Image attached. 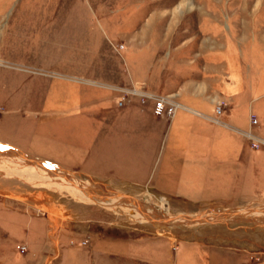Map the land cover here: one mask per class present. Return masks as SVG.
<instances>
[{
    "label": "rangeland",
    "instance_id": "rangeland-1",
    "mask_svg": "<svg viewBox=\"0 0 264 264\" xmlns=\"http://www.w3.org/2000/svg\"><path fill=\"white\" fill-rule=\"evenodd\" d=\"M134 89L212 119L156 115ZM127 106L144 113L143 124L128 114L126 132L146 140L94 151L93 134L124 132L117 112ZM0 143L161 218L31 184L0 159V264H264V215L254 213L264 207V0H0ZM172 150L201 151L195 189L176 187L179 167L164 168ZM125 151H145L144 169L154 163L148 187L164 176L193 193L80 173L112 172ZM181 216L212 223L173 222Z\"/></svg>",
    "mask_w": 264,
    "mask_h": 264
},
{
    "label": "crops",
    "instance_id": "crops-1",
    "mask_svg": "<svg viewBox=\"0 0 264 264\" xmlns=\"http://www.w3.org/2000/svg\"><path fill=\"white\" fill-rule=\"evenodd\" d=\"M157 95V94H155ZM178 102V101H177ZM181 108H179L178 110H186L185 112L191 114L193 118L195 119H212L211 116L206 115V114H202V112H200L199 110L193 108L190 105L184 104V103H180ZM178 110L176 111V113L178 112ZM133 114L132 119H134V123H139V124H143L141 119L143 116L142 111H139V114L137 111H135L134 109L132 110L131 106H127L126 109H122L120 111L117 112V115L119 116L118 119L119 120V126L116 127V129H123L124 132H118L117 130L114 131L113 133H107V132H101L98 131L97 134H93L95 132H91V127L89 125L88 130L90 135L93 134L94 136L91 139H94L95 144H93V146L96 148L94 149L97 150L98 146L100 148L101 144L99 145V141L101 142H106L105 140L114 138L116 141H120V140H146V138H140L142 137L140 134L135 135L134 132H138V131H134L131 130L132 128H129L130 130L128 132H126V119L128 116V114ZM176 113L174 114V116L171 118L174 119ZM131 114V115H132ZM151 114L153 116V111H151ZM116 115V113H115ZM114 115V118H115ZM124 116V117H123ZM131 120V119H129ZM83 122L88 124V120H83ZM83 128H85V126H83ZM140 132V131H139ZM19 148V147H18ZM20 150H22L21 148H19ZM24 152V151H23ZM101 151H99L98 153L100 154ZM26 153V152H25ZM27 154H32V153H27ZM145 151H139V152H133V151H125V152H118L117 154H115L116 156V160L114 165L112 166V172H102V171H93L90 169H85L82 168L80 173L89 176V177H93L99 181L102 182H108V183H112L113 179H117L119 180V184L121 185H125L128 187H145V188H151L147 186V182L149 181V176H148V171L150 169H152V164L150 167H148L149 169H144L143 168V164L141 165V163H143V160L145 158ZM33 156L35 154H32ZM201 151L199 150H193V151H179V150H172L170 151L169 154H167V158L165 159V161L163 162V166L164 168H166V166L169 167V165H172V167H179L178 172H176L178 175L176 177L177 179V184L176 187H183L186 189H195L199 183H200V177H201V171H202V157H201ZM36 157L40 158V159H44L50 163H52L53 165L57 166L58 168H65V170L67 171H76L75 169H72L70 167L65 166L64 164H62L61 162H59L58 160H50L47 158H43L40 156L35 155ZM106 156V155H105ZM172 156L175 157H180L179 159L172 160ZM161 161H159L160 163ZM171 162L173 164H171ZM111 168V167H109ZM79 172V171H76ZM143 175L144 179L143 180H137V175H139L140 173H144ZM160 179V181L157 183V187L156 188H162V187H168V185L170 187H172V189L170 190V193H172V195H179V196H190L193 192L192 191H182V190H178V189H173L176 188L175 186H171V182L170 180H167V177H158ZM116 181V180H115ZM155 187H152L151 189H155L157 190ZM184 190V189H183ZM234 208V207H233ZM241 212V211H240ZM232 217V216H231ZM218 222V221H217ZM243 247H247L249 248L250 245H246ZM257 249H261V244H257L256 245Z\"/></svg>",
    "mask_w": 264,
    "mask_h": 264
},
{
    "label": "bare ground",
    "instance_id": "bare-ground-1",
    "mask_svg": "<svg viewBox=\"0 0 264 264\" xmlns=\"http://www.w3.org/2000/svg\"><path fill=\"white\" fill-rule=\"evenodd\" d=\"M8 153V154H3ZM3 156V157H1ZM0 159L2 163L5 165H11L13 169H10L9 173L13 174L16 177L21 178L24 181H27L34 185L45 184L50 187H55L57 191H66L70 193L72 196L77 197L80 200L84 201H92L99 205L105 206L107 208L113 209L117 212H121L122 209L124 210H132L134 212L131 217L138 219L139 221H144V218H148L149 220H154L158 222L159 219L155 216L153 218L152 213L147 214L145 213L140 205L134 200V204H130L128 201L125 200H117L115 198L111 199H104L105 196L99 198L96 196V193L91 190L86 185H82L79 181L75 180L71 174L62 171V168L57 169L56 167L51 166L49 163L43 162L38 159L32 158V156L21 152L19 149L14 148L13 146H7L3 143H0ZM61 169V170H60ZM17 174V175H15ZM86 186V187H85ZM121 196V195H120ZM132 202V201H131ZM162 206H164V201L162 202ZM130 207V208H129ZM247 210H242V213L246 212ZM239 211H235L234 213H226V216L233 217L237 215ZM258 214L264 215V207L261 208L259 212H254ZM155 215V214H154ZM238 217V216H237ZM180 218V219H179ZM185 221L190 224L199 223L207 218H200L195 216L193 218H188L185 216L177 217L173 219V222L177 221ZM172 222V223H173ZM225 222V221H224ZM216 223V221H215ZM222 223V222H221ZM226 223V222H225Z\"/></svg>",
    "mask_w": 264,
    "mask_h": 264
},
{
    "label": "built area",
    "instance_id": "built-area-1",
    "mask_svg": "<svg viewBox=\"0 0 264 264\" xmlns=\"http://www.w3.org/2000/svg\"><path fill=\"white\" fill-rule=\"evenodd\" d=\"M132 93L139 96L142 102L146 99L152 100L154 102L153 111L159 116L173 117L176 111L181 108V105L171 97L155 95L140 89H134ZM120 104L122 105L123 102L121 101Z\"/></svg>",
    "mask_w": 264,
    "mask_h": 264
},
{
    "label": "water",
    "instance_id": "water-1",
    "mask_svg": "<svg viewBox=\"0 0 264 264\" xmlns=\"http://www.w3.org/2000/svg\"><path fill=\"white\" fill-rule=\"evenodd\" d=\"M4 145H6V144H4ZM52 166H53V164H52ZM55 166V165H54ZM123 196H125V197H129V195H127V194H122ZM203 218H205V217H203ZM204 222H206V223H212V220H208V219H206V220H203ZM175 224V223H174ZM170 225H173L172 223H170Z\"/></svg>",
    "mask_w": 264,
    "mask_h": 264
}]
</instances>
